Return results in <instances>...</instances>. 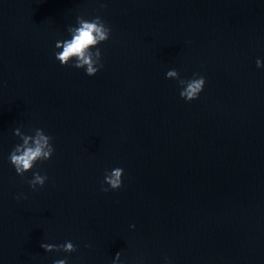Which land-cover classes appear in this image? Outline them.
<instances>
[{
  "label": "water",
  "instance_id": "obj_1",
  "mask_svg": "<svg viewBox=\"0 0 264 264\" xmlns=\"http://www.w3.org/2000/svg\"><path fill=\"white\" fill-rule=\"evenodd\" d=\"M78 16L111 29L91 77L54 58ZM169 69L204 76L199 98L181 99ZM15 128L52 137L36 190L8 160ZM115 167L122 187L101 191ZM67 240L75 251L40 247ZM117 252L119 264H264V84L189 0H0V264Z\"/></svg>",
  "mask_w": 264,
  "mask_h": 264
},
{
  "label": "clouds",
  "instance_id": "obj_2",
  "mask_svg": "<svg viewBox=\"0 0 264 264\" xmlns=\"http://www.w3.org/2000/svg\"><path fill=\"white\" fill-rule=\"evenodd\" d=\"M68 37L59 40L55 44L56 51L54 58L61 66H69L76 69H83L89 77L95 76L103 68L101 50L99 45L106 42L111 33V29L99 17L95 16L86 19L82 16L76 18L75 26L67 28ZM256 67L264 68V60L256 59ZM167 79L176 80L180 87L179 95L185 102H191L199 98L205 86V77L193 74L192 78L182 79L175 69H169L165 74ZM13 134L19 138L11 149L8 160L20 177L31 172V178L27 180L28 186L32 190L43 187L48 180L47 174H42L39 170H33L37 162L49 160L54 153L52 137L41 128H36L31 134L22 133L19 128L13 130ZM123 168L115 167L110 171L105 170L101 191L107 192L109 189L116 191L122 187ZM107 185V187H104ZM23 198L19 194L15 199ZM131 227H135L132 225ZM40 247L45 252H64L75 251L74 244L67 240L63 244L57 245L48 242H41ZM120 252L114 256L112 264H119ZM53 264H67V259H55ZM166 264H170L167 261Z\"/></svg>",
  "mask_w": 264,
  "mask_h": 264
}]
</instances>
